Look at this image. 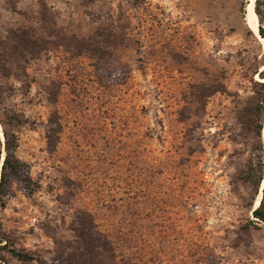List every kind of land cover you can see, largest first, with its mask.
<instances>
[{"label": "rangeland", "instance_id": "374dc122", "mask_svg": "<svg viewBox=\"0 0 264 264\" xmlns=\"http://www.w3.org/2000/svg\"><path fill=\"white\" fill-rule=\"evenodd\" d=\"M245 6L0 0L1 40L28 28L49 42L95 31L115 42L80 56L49 44L24 75L0 77V129L24 164L0 210L4 264H25L13 249L65 264L84 214L121 264H264V223L252 214L264 128L258 194L239 178L257 148L243 109L264 70ZM259 10L264 28V0ZM5 154L3 136L0 172Z\"/></svg>", "mask_w": 264, "mask_h": 264}, {"label": "trees", "instance_id": "16d2710c", "mask_svg": "<svg viewBox=\"0 0 264 264\" xmlns=\"http://www.w3.org/2000/svg\"><path fill=\"white\" fill-rule=\"evenodd\" d=\"M260 0H256L255 12L258 20L261 19L259 10ZM245 13V11H243ZM44 33L50 37H55L49 28H45ZM250 30V29H249ZM259 35L264 39V28L259 26ZM112 38L114 37L113 35ZM105 37H108L106 35ZM103 35L95 31L88 38H80L71 35L58 42H49L36 34L34 29L10 30L5 40L0 39V77H14L18 79L20 75L25 74L26 65L29 61L37 59L42 52L48 51V45H66L75 55H96L103 54L100 46L115 45V42H109L108 39L101 40ZM111 38V39H112ZM264 66V65H262ZM259 82H253L254 96L247 102L243 109L246 116L245 132L252 135L257 140V148L254 150V159H250L244 169L240 172L239 178L254 194H258L261 183L263 182V160L261 134L264 128V70L258 73ZM0 88V104H1ZM5 157L2 162L0 172V210L5 207V199L8 193L9 174H17L24 168V164L14 160L12 151L14 146L9 143L7 134L4 132ZM264 184V183H263ZM263 198L259 206L252 212L254 218L264 223V188L262 190ZM76 226L73 232V241L64 247L63 253L65 264H121L116 256L114 246L108 236L98 230L94 219L88 214L81 215L76 219ZM0 241H2L0 239ZM1 243V242H0ZM10 256L20 263L25 264H49L30 253L22 250H9ZM0 264H4L3 258H0Z\"/></svg>", "mask_w": 264, "mask_h": 264}, {"label": "bare ground", "instance_id": "6f19581e", "mask_svg": "<svg viewBox=\"0 0 264 264\" xmlns=\"http://www.w3.org/2000/svg\"><path fill=\"white\" fill-rule=\"evenodd\" d=\"M255 4L256 0H246V6H245V22L250 31H252L257 37L259 36V20L257 17V14L255 12ZM262 40V38H261ZM264 69V66L262 67V70ZM260 80V79H259ZM0 137L3 138V134L0 129ZM263 139H264V131H263ZM260 196L255 204V209L259 206Z\"/></svg>", "mask_w": 264, "mask_h": 264}, {"label": "water", "instance_id": "95a60500", "mask_svg": "<svg viewBox=\"0 0 264 264\" xmlns=\"http://www.w3.org/2000/svg\"><path fill=\"white\" fill-rule=\"evenodd\" d=\"M252 32V31H251ZM253 33V32H252Z\"/></svg>", "mask_w": 264, "mask_h": 264}]
</instances>
